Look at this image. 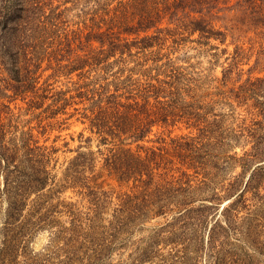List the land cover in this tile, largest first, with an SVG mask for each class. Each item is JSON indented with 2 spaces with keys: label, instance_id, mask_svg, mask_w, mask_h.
<instances>
[{
  "label": "rangeland",
  "instance_id": "rangeland-1",
  "mask_svg": "<svg viewBox=\"0 0 264 264\" xmlns=\"http://www.w3.org/2000/svg\"><path fill=\"white\" fill-rule=\"evenodd\" d=\"M165 1L0 0V15L8 18L0 24L5 141L20 143L29 133L38 145L54 150L49 165L56 176L53 191L64 184L69 162L89 153L92 168H86L84 176L91 187L109 196L96 230L87 229L92 205L86 189L66 188L53 197L52 205L75 204L83 228L71 248H64L62 239L57 242L54 264H264V0L256 1H262L261 7L218 0L190 7L195 12L189 17L179 10L171 23ZM155 7L159 16H153L154 24H146L154 27L136 35L137 15L151 14ZM199 20L210 22L222 36L205 39L192 32L193 21ZM144 35L156 38L150 49L140 51L132 42ZM156 81L171 82L172 87H161L164 92L156 99L153 92L141 94L148 98L146 109L158 117L143 141L120 144L98 133L84 117L93 116L94 101L104 106L110 94L121 96V103H133L125 98L135 97L142 105L143 87L158 85ZM62 104L68 105L58 110ZM181 137L210 142L201 167L186 169L177 159L171 167L174 176L179 167L187 170L194 186L200 185L192 205L203 206L199 223L174 212L149 213L126 229L111 230L117 223L112 214L118 198L131 193L133 183L117 181L106 170L109 151L129 148L144 155L139 147L164 145L172 158L170 139ZM2 183L0 176V187ZM48 207L42 206L38 214ZM5 208L1 198L0 264H5L2 256L6 258ZM28 210L23 220L32 214ZM51 215L64 224V215ZM51 234L47 227L24 230L19 241L25 256L42 260L54 245ZM13 256L16 264H24L20 251Z\"/></svg>",
  "mask_w": 264,
  "mask_h": 264
},
{
  "label": "trees",
  "instance_id": "trees-1",
  "mask_svg": "<svg viewBox=\"0 0 264 264\" xmlns=\"http://www.w3.org/2000/svg\"><path fill=\"white\" fill-rule=\"evenodd\" d=\"M217 1L172 0V3H169V0H166L165 9L169 11V23L177 20L176 17L179 10L189 17L191 12H195L190 7H201L210 2L217 4ZM256 1L237 0L235 6L261 7L262 1L259 5L256 4ZM222 2L226 4L228 0H222ZM154 11L151 12L152 15L149 11H141V14L137 15L139 17L137 18L138 29L135 31L136 35L140 31L146 33L150 28L154 27V25H146L154 24L153 16H159V9L155 7ZM0 20H2L0 24H4L8 18L0 15ZM193 24L191 31H197L205 39L222 36L220 31L213 29L210 22L204 23L203 20H199L193 21ZM156 30L160 29L156 28ZM153 38L156 37L144 35L140 39L133 41L132 45H138V50L145 51L152 47L150 41ZM110 44L115 48L113 43ZM156 82L158 85L149 83L143 87L142 92L141 90L138 91L141 92L139 96L143 101L142 105L138 104L135 97L128 96L125 98V100H132L133 103L129 101L121 103V96L110 94L107 96L104 106L100 105L101 100L94 101L90 109L93 116L84 115V117L89 120L92 128L97 129L98 133L116 138L120 144H132L143 141L152 132L151 128L156 124L158 117H156V112H149L146 109L148 98L143 97L141 94L153 92L156 99L160 93L164 92L161 87H164V85L172 87L170 85L171 82L168 81ZM168 93L169 95L174 94V92L170 91ZM78 97L82 98L84 95L80 94ZM85 99L89 100V98ZM65 105L62 104L58 110H64ZM58 110L53 114L56 115ZM166 118L163 119V123H167L165 121ZM26 136L20 143L12 140V138L5 141L6 131H4L0 111V176L3 182V186L0 187V199L3 198L6 202L5 220L3 223L6 241L4 243L5 248L2 250V254L6 258L3 256L2 258L5 264H16V261L13 260V255L20 251L24 257V264H54L52 257L56 255L59 249L57 242L62 239L64 248H71L75 243V237L79 235L80 230L83 228L82 218L75 204L62 201L52 205L50 202L53 197L66 188L79 187L86 189L85 195L92 205L87 213V216L92 213L87 218L89 221L87 229L96 230L98 225L95 221L102 211L104 202L108 201L109 196L106 192L100 191L96 187H91L88 181L90 178L84 176L85 169L88 168L90 170L92 168L90 164L93 160L90 158L89 153L78 154L69 162L63 174L64 184L59 187L60 190L53 191L52 185L53 187L56 185V176L51 173L49 165L54 150L38 145V141L34 140L29 133H26ZM102 140L106 142L105 137ZM170 142L172 149L170 156L172 158L167 156L168 151L164 145L160 147H139L143 149L144 155L134 153L129 148H117L109 151V155L104 159L106 170L117 181L125 183L131 181L133 183L132 192L124 193L118 198L119 201L112 214L113 219L117 223L110 227L111 230L118 232L126 229L128 228V223L138 221L142 219L143 214L149 213L152 216H167V214L174 212L178 217L190 218L199 223L201 218L199 214L203 210H200V208L203 206L194 209L192 205L195 202L193 196L200 189V185L194 186L187 170L182 171L179 167L175 168L179 175L174 176L172 174L174 169L171 167L174 165V159H177L181 166L185 165L186 169L201 167L203 164L201 161L202 152H204L210 142L207 141L201 144L194 137L170 139ZM161 143L164 144V142ZM244 156H246V153H244ZM213 196L215 194L210 195L209 198H214ZM45 205H49L45 213L38 214V210ZM59 206H62V208L58 209ZM26 210L32 214L26 220H23ZM52 212L58 213L60 216L64 215V224L55 221L51 215ZM43 227L51 229V241L54 245L51 246L42 260L26 257L23 246H20L19 237L28 228L32 230ZM7 237L9 238L7 239ZM65 263L64 261H59V264Z\"/></svg>",
  "mask_w": 264,
  "mask_h": 264
}]
</instances>
